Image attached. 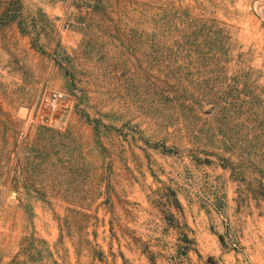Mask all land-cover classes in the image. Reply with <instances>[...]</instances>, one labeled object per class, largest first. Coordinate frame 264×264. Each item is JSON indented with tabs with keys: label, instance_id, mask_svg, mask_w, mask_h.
<instances>
[{
	"label": "rangeland",
	"instance_id": "obj_1",
	"mask_svg": "<svg viewBox=\"0 0 264 264\" xmlns=\"http://www.w3.org/2000/svg\"><path fill=\"white\" fill-rule=\"evenodd\" d=\"M0 264H264V0H0Z\"/></svg>",
	"mask_w": 264,
	"mask_h": 264
}]
</instances>
